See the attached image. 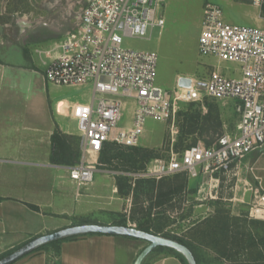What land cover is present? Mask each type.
Masks as SVG:
<instances>
[{"label":"built area","instance_id":"1","mask_svg":"<svg viewBox=\"0 0 264 264\" xmlns=\"http://www.w3.org/2000/svg\"><path fill=\"white\" fill-rule=\"evenodd\" d=\"M162 2L86 0L78 22L60 41L58 54L43 72L46 83L89 88L87 101L68 108L80 139V157L66 170L77 189L94 181L98 155L106 142L137 146L146 120L174 121L178 102H199L205 109L207 99L230 100L237 115L235 130L216 135L209 145L198 142L182 151L171 146L166 159L151 160L134 178L158 180L175 173L195 178L218 169L227 171L264 146V19L260 25L228 23L220 6L206 3L198 51L235 64L237 74L226 75L216 68L204 80L190 77L189 86H179L178 77L169 90L155 82L157 52L124 45L125 37L148 39L153 27L163 29ZM252 3L261 6L264 0ZM6 9L7 0H0V16ZM130 101V122L118 129Z\"/></svg>","mask_w":264,"mask_h":264},{"label":"rangeland","instance_id":"2","mask_svg":"<svg viewBox=\"0 0 264 264\" xmlns=\"http://www.w3.org/2000/svg\"><path fill=\"white\" fill-rule=\"evenodd\" d=\"M85 1L7 0L6 12L0 16V50L9 47L18 53L21 51L27 54L41 43L45 45L55 40L61 41L78 22ZM206 3L220 6L223 18L228 23L260 25L264 19L261 7L254 5L252 0H164L161 3L165 18L163 29L153 27L146 34L148 39L125 37L124 45L157 52L155 82L165 89L174 88L177 74L199 80L207 78L216 68L226 75L237 74L235 64L218 62L214 56L202 55L198 51L197 38ZM117 32L121 34V31ZM48 89L50 95L56 98L66 97L79 102L87 101L89 96L86 88L58 87L49 83ZM206 102L212 104L213 121L219 124L211 123L208 130H203L202 136L198 134L199 128L192 134L182 130L183 114L178 115V111L190 112L194 109L185 102H178L174 121L146 120V130L138 145L155 150L158 155L156 158L166 159L171 146L174 149L177 141H180L182 147L193 143V140L206 145V140L211 143L222 132H233L237 115L232 101L207 99L205 109L201 105L197 107L202 114L207 112ZM60 105L67 111L65 102ZM132 106L130 101L118 123V129L130 122ZM60 121L66 131L76 126L69 115L60 116ZM74 136L76 138L73 140L80 143L76 131ZM96 168L94 179L98 172L105 175L106 182L111 183L108 186L110 189L116 187V175L129 177L132 186L139 179H153L134 178V174L142 170L116 169L112 166L107 168L99 164ZM183 178L187 186L171 195L170 201L151 210L153 230L188 243L196 254L198 264H264V146L247 155L238 164H232L227 171L218 169L212 174L195 178L184 174L174 177L172 174L161 179H167V184H174ZM93 196L99 205L106 201L117 202L114 206L116 210H100L95 219H105V215L109 217L113 213L116 223H124L127 219H123V216L129 214L131 226L134 227L143 219L146 205L143 196L133 199L131 193L119 194L117 187L113 200L105 192ZM247 232L253 235L254 244L249 245L246 237L241 238L242 233ZM142 243L146 242L143 240Z\"/></svg>","mask_w":264,"mask_h":264},{"label":"crops","instance_id":"3","mask_svg":"<svg viewBox=\"0 0 264 264\" xmlns=\"http://www.w3.org/2000/svg\"><path fill=\"white\" fill-rule=\"evenodd\" d=\"M59 43H41L27 54L9 47L0 50V258L33 237L69 225L118 224L113 213L95 219L100 210H116L117 202L99 205L93 196L105 192L113 200L116 187H108L111 183L105 175L98 172L90 185L77 189L66 166L50 162L53 131L77 134L76 126L65 130L60 116H68L69 106L79 101L50 95L43 76L59 52ZM180 76L176 75L175 82ZM124 218V223L132 225L129 214ZM142 242L120 235H80L49 243L11 264H133L146 245ZM142 264L183 263L162 247L149 253Z\"/></svg>","mask_w":264,"mask_h":264},{"label":"trees","instance_id":"4","mask_svg":"<svg viewBox=\"0 0 264 264\" xmlns=\"http://www.w3.org/2000/svg\"><path fill=\"white\" fill-rule=\"evenodd\" d=\"M261 8V15L264 16V5L260 6ZM189 107H192L194 110L190 112H181L178 111L179 114H183V128L182 130L187 133L192 134L196 132V129L199 128V135L202 136L203 130H208V126L212 123L214 125L219 124L218 121L214 122V116H212V104L206 102L207 112L202 114L200 109L197 107L200 105L199 102H189L187 103ZM185 126V128H184ZM216 132V130H215ZM76 138L74 135H70L60 131L56 128L52 135H51V153H50V162L57 165L63 166H71L78 162L80 157V147L79 142L74 141L73 139ZM193 143H190L185 146H181L180 141H177L174 144V149L176 151H182L184 148L188 147L191 144L196 143L193 140ZM206 145L210 144L209 140L205 141ZM158 155L156 154L155 150L148 149L142 146H122L113 142H106L98 155V163L101 166L114 167V168H125V169H132V170H143L146 168V164L153 158H156ZM115 164V165H112ZM184 173H175L173 176L178 177L182 176ZM185 175V174H184ZM186 176V175H185ZM163 178V177H162ZM186 178V177H185ZM116 187L119 194L128 195L131 193L133 195V199H137L139 196H143V200L146 201L144 215L142 216L143 219L139 220L136 223V227L148 232L159 233L160 231H154L152 226V218H151V210L153 208H159L160 206L164 205L168 201H170L171 195L178 193V191L182 190L185 186H187L186 179L179 183L174 182V184H167V179H139L135 181L134 185H131L129 182V177L123 175H116ZM176 183V184H175ZM34 210H38V207L35 205L28 204ZM124 224L125 223H118ZM165 237H170L167 235H163ZM229 236V235H227ZM242 237H246V241L249 242V245L254 242V237L250 232L242 233ZM175 239L185 245H187L191 251L193 252L196 261L198 263L197 257L191 246L186 243L185 241L181 240L177 237H170ZM66 239V238H65ZM55 242V241H53ZM50 242V243H53ZM49 244V243H48ZM254 244V243H253ZM47 245V244H46ZM45 247L38 248L41 249ZM162 247H157V249H161ZM36 249V250H38ZM35 251V250H34ZM181 261L183 264H186L185 259L176 251L170 249Z\"/></svg>","mask_w":264,"mask_h":264},{"label":"water","instance_id":"5","mask_svg":"<svg viewBox=\"0 0 264 264\" xmlns=\"http://www.w3.org/2000/svg\"><path fill=\"white\" fill-rule=\"evenodd\" d=\"M190 81V77L180 76L178 78V85L189 86ZM86 234L120 235L144 240L146 245L139 251L133 264H142L145 257L157 247H165L178 252L185 259L186 264H198L191 249L175 239L127 224H104L97 222L77 223L33 237L18 248L2 256L0 264H11L50 242Z\"/></svg>","mask_w":264,"mask_h":264}]
</instances>
